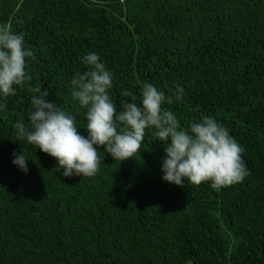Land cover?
Listing matches in <instances>:
<instances>
[{
    "label": "trees",
    "instance_id": "1",
    "mask_svg": "<svg viewBox=\"0 0 264 264\" xmlns=\"http://www.w3.org/2000/svg\"><path fill=\"white\" fill-rule=\"evenodd\" d=\"M3 23L36 59L31 81L0 96V264H264V0H0ZM89 52L113 74L117 111L124 90L139 103L151 83L181 126L210 115L227 127L249 175L220 189L164 181V145L146 129L135 157L101 146L96 175L62 176L14 124L39 84L87 136L70 81Z\"/></svg>",
    "mask_w": 264,
    "mask_h": 264
},
{
    "label": "clouds",
    "instance_id": "2",
    "mask_svg": "<svg viewBox=\"0 0 264 264\" xmlns=\"http://www.w3.org/2000/svg\"><path fill=\"white\" fill-rule=\"evenodd\" d=\"M36 59L34 51L26 47L24 35L14 31L10 23L0 24V96L16 94V87L31 81L27 65ZM86 70L74 73L71 96L86 109L87 136L77 130L76 118L46 97L42 85L34 89L38 95L30 97L27 125L23 120L14 124L17 140H24L55 158L56 171L64 177L97 174L101 163L100 147L113 160L123 161L139 154L146 129H153L156 141L164 145L162 179L184 186L210 182L215 189L243 182L249 175L243 158L244 148L230 135L229 130L212 116H202L198 122L181 126L176 115L165 103L172 104V96L158 90L151 83L140 87L137 97L127 90L121 95L130 97L117 108L110 95L113 74L100 61L99 55L89 52L81 57ZM172 95L182 101L184 88L175 85ZM12 163L25 173L27 158L20 151L14 153Z\"/></svg>",
    "mask_w": 264,
    "mask_h": 264
}]
</instances>
